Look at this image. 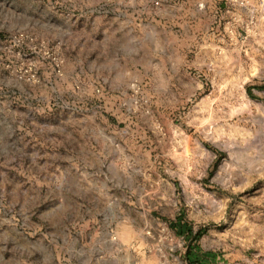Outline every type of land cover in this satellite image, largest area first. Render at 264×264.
<instances>
[{"label": "rangeland", "instance_id": "rangeland-1", "mask_svg": "<svg viewBox=\"0 0 264 264\" xmlns=\"http://www.w3.org/2000/svg\"><path fill=\"white\" fill-rule=\"evenodd\" d=\"M110 1L0 0V264H264V91L253 88L264 77L223 79L214 66L206 81L193 66L240 59L229 43L254 42L256 29L264 54V0H184L191 14L184 17L183 46L174 25L166 29L168 55L184 62L186 93H177L175 80L165 94H154L149 81L147 93L133 83L118 97L117 113L101 91L110 65L94 42L102 33L90 25ZM162 1L155 8L170 5ZM243 66L229 71L249 70ZM34 67V77L26 74ZM199 82H207L203 90H224L215 99L239 110L215 108L225 128L208 144L210 169L225 179L213 174L203 179L208 187L186 192L174 177L175 132L201 98L186 95ZM136 123L158 145L140 161ZM165 130L167 144L159 146L157 134ZM159 179L168 186V204L158 224L147 223V187ZM182 219L194 233L206 230L192 246Z\"/></svg>", "mask_w": 264, "mask_h": 264}, {"label": "crops", "instance_id": "crops-1", "mask_svg": "<svg viewBox=\"0 0 264 264\" xmlns=\"http://www.w3.org/2000/svg\"><path fill=\"white\" fill-rule=\"evenodd\" d=\"M157 1L160 2L161 0ZM166 3L170 5L162 4L161 8H155L154 0H111L103 3L101 9L97 12V16L90 22L91 26L98 27V30L102 33V37L94 41L101 47L98 56L101 57L103 63H110L109 66L103 68L104 71H108V74L102 77L104 86H102L101 91L103 95L111 97L107 106L109 105L113 113L119 112L118 97L129 93L133 83L144 84L147 93V81H149L154 94H165L170 90L171 82L175 80L177 93L180 95L186 93L184 62L182 58L174 61L168 55L167 48L170 45L166 27L169 26L166 24L174 25L175 28L173 29H176V38L181 47L184 44L182 38L183 28L184 24L187 23L184 17L189 16L191 13L184 10V0H170ZM178 28H181V30H178ZM254 34L256 36L254 42L251 39V42L237 39V41L229 43L230 51L240 54V59H229L223 56L217 63L216 61L213 64L209 61L200 62V68L198 63L194 62L193 66L195 65L196 69L202 71L206 81L213 79L212 70L214 66L221 69L220 73L223 75V79L232 76L237 78L239 74L244 79H255L258 75L264 77L262 65L264 54L261 47H257V44H261L258 41V34L260 35L261 31L256 29ZM212 46L208 49H215ZM112 47L116 49L113 59L109 56ZM243 59H246V62ZM244 63L248 65L249 69L246 72L229 71L234 67L237 69L239 65L244 68ZM158 81L164 85L159 84ZM205 84L199 82L197 83L198 86L193 87L191 91H187L186 95H200L201 98L196 101L191 113L183 120L184 124L182 123V126L178 127L175 132L176 172L174 177L185 185L186 192L194 187L195 189L203 186L208 187L207 183H203V179H207L210 175L214 174L213 176L216 178L225 179V175L220 172L214 173L215 171L210 169L213 158L208 150V144H211L213 138H216L217 135L220 137V133H223L225 128V116L217 113L215 108H222L220 110L225 113L239 110L238 107L233 108L232 103H227L222 98L215 99L217 95L219 97L224 96V90L220 88L203 90ZM252 104L250 98L242 103L246 110L250 109ZM135 126L140 137L138 139L137 137L133 138L135 149H137L133 152L137 159H139V154L151 158L154 149L158 146L156 136L147 135V131H144L146 127H141L138 123ZM157 135L160 137L159 146L162 142L166 145L168 132L166 130L165 132L160 131ZM137 161H140V159ZM209 182L211 181L209 180ZM148 183L149 180H147ZM219 184L218 182L217 185ZM155 185V188L147 187V199L145 201V203L147 202V223L161 221L168 204L166 194L168 186L166 183L159 179ZM175 189L172 188L173 193H175ZM202 201L197 197L195 203L193 202L197 206V210H200ZM217 201L223 202V199L217 198ZM217 201L216 203H218ZM177 202L180 201L171 198L172 204H177ZM206 202L211 203L210 200ZM197 214L198 222H204V216H201L200 212H197Z\"/></svg>", "mask_w": 264, "mask_h": 264}, {"label": "trees", "instance_id": "trees-1", "mask_svg": "<svg viewBox=\"0 0 264 264\" xmlns=\"http://www.w3.org/2000/svg\"><path fill=\"white\" fill-rule=\"evenodd\" d=\"M255 90H259V91H264V80L262 82L261 85L255 86L253 87ZM182 224H183V229H184V234L187 236H190L191 241H190V245L192 246L193 243H197L202 236L206 233V230L204 229H199V231H197L196 233H194L193 229L188 225V222L184 221V219H182Z\"/></svg>", "mask_w": 264, "mask_h": 264}, {"label": "built area", "instance_id": "built-area-1", "mask_svg": "<svg viewBox=\"0 0 264 264\" xmlns=\"http://www.w3.org/2000/svg\"><path fill=\"white\" fill-rule=\"evenodd\" d=\"M160 5H161V3L159 1L154 2V7H159ZM40 52H42L44 54V57L46 59H52V57H53V55L50 53V51H47L45 48L40 49ZM53 61L55 62V67L57 69V73L60 74L61 69H60V65H59L57 59L53 58ZM37 72H38V67H34V68H30V70H26V74L32 75L33 77L37 74Z\"/></svg>", "mask_w": 264, "mask_h": 264}]
</instances>
